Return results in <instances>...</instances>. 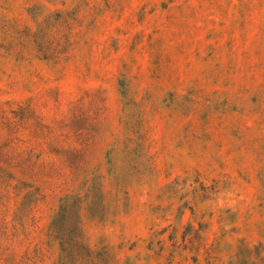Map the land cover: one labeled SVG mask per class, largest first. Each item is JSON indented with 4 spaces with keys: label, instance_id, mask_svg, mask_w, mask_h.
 I'll use <instances>...</instances> for the list:
<instances>
[{
    "label": "rangeland",
    "instance_id": "obj_1",
    "mask_svg": "<svg viewBox=\"0 0 264 264\" xmlns=\"http://www.w3.org/2000/svg\"><path fill=\"white\" fill-rule=\"evenodd\" d=\"M0 264H264V0H0Z\"/></svg>",
    "mask_w": 264,
    "mask_h": 264
}]
</instances>
